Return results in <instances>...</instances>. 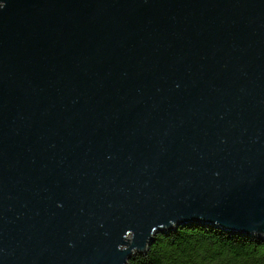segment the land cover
Segmentation results:
<instances>
[{
    "label": "water",
    "instance_id": "obj_1",
    "mask_svg": "<svg viewBox=\"0 0 264 264\" xmlns=\"http://www.w3.org/2000/svg\"><path fill=\"white\" fill-rule=\"evenodd\" d=\"M193 223L264 238V0H6L0 264Z\"/></svg>",
    "mask_w": 264,
    "mask_h": 264
},
{
    "label": "trees",
    "instance_id": "obj_2",
    "mask_svg": "<svg viewBox=\"0 0 264 264\" xmlns=\"http://www.w3.org/2000/svg\"><path fill=\"white\" fill-rule=\"evenodd\" d=\"M130 264H264V238L229 233L204 224L158 233Z\"/></svg>",
    "mask_w": 264,
    "mask_h": 264
},
{
    "label": "clouds",
    "instance_id": "obj_3",
    "mask_svg": "<svg viewBox=\"0 0 264 264\" xmlns=\"http://www.w3.org/2000/svg\"><path fill=\"white\" fill-rule=\"evenodd\" d=\"M6 0H0V8H3L5 6ZM127 242L126 243H122L119 245L120 248H122L124 245H126L127 243H129L132 240V236H129L125 239ZM124 264H127V261L125 260Z\"/></svg>",
    "mask_w": 264,
    "mask_h": 264
}]
</instances>
